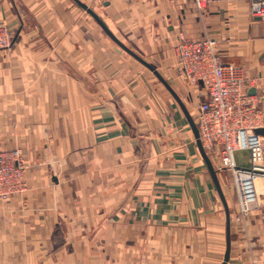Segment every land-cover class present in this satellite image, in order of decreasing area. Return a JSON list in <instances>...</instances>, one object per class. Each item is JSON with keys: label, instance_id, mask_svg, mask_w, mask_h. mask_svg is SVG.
I'll use <instances>...</instances> for the list:
<instances>
[{"label": "crops", "instance_id": "0c3cea01", "mask_svg": "<svg viewBox=\"0 0 264 264\" xmlns=\"http://www.w3.org/2000/svg\"><path fill=\"white\" fill-rule=\"evenodd\" d=\"M93 9L157 67L195 122L206 95L178 74L183 37L215 38L225 63L264 77V21L248 0H208L202 12L194 0ZM0 24L14 32L0 50V149L19 146L28 165L27 191L0 199V264H222L224 201L188 117L153 71L75 0H0ZM257 185L259 208L231 222L227 264L264 260V178Z\"/></svg>", "mask_w": 264, "mask_h": 264}, {"label": "built area", "instance_id": "2783aa9c", "mask_svg": "<svg viewBox=\"0 0 264 264\" xmlns=\"http://www.w3.org/2000/svg\"><path fill=\"white\" fill-rule=\"evenodd\" d=\"M111 0H89L103 4ZM250 16L264 21V0H248ZM202 12L208 0H194ZM13 30L0 24V50L13 45ZM178 74L192 87L201 84L206 98L199 104L196 124L208 155L217 162V172L228 173L235 187L237 223L244 225L249 215L260 206L257 185L264 178V79L250 75L245 67L225 63L217 39L183 37L177 45ZM254 89L255 93L251 90ZM247 151L249 165L238 162L237 152ZM27 165L20 148L0 149V199L25 193ZM246 264H264L251 258Z\"/></svg>", "mask_w": 264, "mask_h": 264}, {"label": "water", "instance_id": "95a60500", "mask_svg": "<svg viewBox=\"0 0 264 264\" xmlns=\"http://www.w3.org/2000/svg\"><path fill=\"white\" fill-rule=\"evenodd\" d=\"M77 2V4L79 6H81L82 8H84L88 13H90L96 20L98 23H100V25L105 29V31L109 34V36L115 40L123 49H125L127 52H129L131 55H133L136 59H138L141 63H143L145 66H147L150 70H152L155 75L163 82V84L169 89V91L174 95V97L177 99V101L179 102V104L181 105L182 109L184 110L186 116L188 117L189 123L194 131V134L196 136L197 139V143L198 146L200 148V151L208 165L210 174L216 184V187L220 193V196L222 198V200L224 201L225 204V208H226V212H227V248H226V252H225V256H224V261L222 262V264H227L230 256H231V244H232V240H231V217H230V210L219 180V176H218V172L215 169L207 151L205 150L203 143L200 139V135H199V129L197 127L196 122L194 121V119L192 118V116L190 115L186 105L184 104V102L182 101V99L180 98V96L175 92V90L173 89V87L168 83V81L160 74V72L158 71L157 67L152 64L149 63L148 61H146L144 58H142L141 56H139L136 52H134L131 48H129L126 44H124L110 29L109 27L106 25V23L104 22V20L95 12L94 9H92L91 7H89L87 5V3L83 2L82 0H75ZM252 93H255V90L252 89L251 90ZM258 133H264V129H258L257 130Z\"/></svg>", "mask_w": 264, "mask_h": 264}, {"label": "rangeland", "instance_id": "374dc122", "mask_svg": "<svg viewBox=\"0 0 264 264\" xmlns=\"http://www.w3.org/2000/svg\"><path fill=\"white\" fill-rule=\"evenodd\" d=\"M85 3H87V5L89 6V7H91L92 9H93V7L95 6V4L94 3H90L89 2V0H83ZM90 4V5H89ZM92 5V6H91ZM94 5V6H93ZM13 35H14V32H13ZM13 44H14V36H13ZM13 46V45H12ZM128 46V45H127ZM129 47V46H128ZM130 48V47H129ZM11 49V48H10ZM3 50H5V49H3ZM125 50V49H124ZM126 51V50H125ZM145 67V66H144ZM150 75L152 76V78H154L155 79V81H156V83H158L163 89H164V91H165V93H167L173 100L175 99L174 97H173V95L168 91V89L166 88V86L163 84V82L155 75V74H153V72H150ZM164 77V76H163ZM168 78H169V80L172 82V83H174L173 82V79H172V77H169L168 76ZM168 81V80H167ZM170 83V82H169ZM14 148H20L19 146H16V147H14ZM11 149H13V148H11ZM21 150H22V148H20ZM5 150H7V149H5ZM23 151V150H22ZM23 155H24V152H23ZM236 158H237V160H238V162H240V163H242V164H244L245 166H248L249 165V161H248V158H249V155H248V152L247 151H242V152H237L236 153ZM24 159H25V156H24ZM25 162H26V159H25ZM26 165H27V163H26ZM27 167H28V165H27ZM218 173H220V175H221V179H223V182L224 183H227V184H231V181L230 180H232V178H231V176L228 174V173H225V172H220V171H218ZM219 175V176H220ZM223 176V177H222ZM233 183V182H232ZM226 189V188H225ZM22 194H24V193H22ZM22 194H17V195H22ZM259 194H260V190H259ZM14 196V195H13ZM12 197V196H11ZM238 210V209H237ZM237 210H234V209H231V212H230V214H231V222H232V224H233V226H236V227H238L239 225V223H237V220H236V214H237ZM233 216V217H232ZM232 224H231V226H232Z\"/></svg>", "mask_w": 264, "mask_h": 264}]
</instances>
